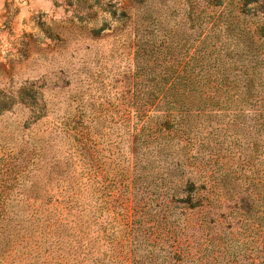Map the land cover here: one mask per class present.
Segmentation results:
<instances>
[{"label": "rangeland", "instance_id": "rangeland-1", "mask_svg": "<svg viewBox=\"0 0 264 264\" xmlns=\"http://www.w3.org/2000/svg\"><path fill=\"white\" fill-rule=\"evenodd\" d=\"M196 1L0 0V264H264L260 127L127 119L135 34L191 33ZM197 149L224 185L206 213Z\"/></svg>", "mask_w": 264, "mask_h": 264}, {"label": "trees", "instance_id": "trees-1", "mask_svg": "<svg viewBox=\"0 0 264 264\" xmlns=\"http://www.w3.org/2000/svg\"><path fill=\"white\" fill-rule=\"evenodd\" d=\"M226 2L188 4L191 33H165L152 26L154 18L135 34V67L126 98L132 127H156L160 134L171 135L187 132L185 127L223 124L260 127L264 133V16L244 12L250 4L259 6L258 0ZM216 24L220 31L213 34ZM175 148L165 145L159 150ZM193 159L195 176L188 182L189 191L184 188L189 199L183 204L206 213L216 198L212 189L223 187V180L211 186L201 149Z\"/></svg>", "mask_w": 264, "mask_h": 264}]
</instances>
